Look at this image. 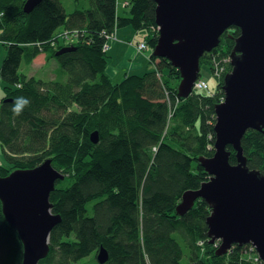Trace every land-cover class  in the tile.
I'll return each instance as SVG.
<instances>
[{
	"label": "trees",
	"instance_id": "obj_1",
	"mask_svg": "<svg viewBox=\"0 0 264 264\" xmlns=\"http://www.w3.org/2000/svg\"><path fill=\"white\" fill-rule=\"evenodd\" d=\"M24 2L0 0V43L6 53L0 78L3 94L12 99H0V147L9 165H0V176L46 159L65 176L49 197L51 212L61 222L52 229L48 255L39 264H99L100 247L108 253L104 264H254L246 245L214 255L204 200L183 217L175 215L182 194L208 179L197 158L213 154L214 106L223 98L239 30L225 31L219 46L200 59V69L203 62L210 63L211 72L216 63L222 69L216 91H194L180 100L179 72L165 59L150 55L158 61L155 71L119 83L105 73L107 37L124 27L148 31L155 26L152 0H130L124 16L116 14L115 0H74L70 13L60 0H42L28 15ZM62 27L78 30L81 42L68 43L76 50L56 57L51 43ZM156 40V34L147 37L151 47ZM37 46L63 70L65 81L44 82L20 73L22 62L29 65L38 54ZM92 131L98 132L96 144L90 141ZM241 147L248 169L264 175V135L248 130ZM227 150L229 163L236 164L234 150ZM21 257L20 241L0 205V264H20Z\"/></svg>",
	"mask_w": 264,
	"mask_h": 264
},
{
	"label": "water",
	"instance_id": "obj_2",
	"mask_svg": "<svg viewBox=\"0 0 264 264\" xmlns=\"http://www.w3.org/2000/svg\"><path fill=\"white\" fill-rule=\"evenodd\" d=\"M42 0H26L31 13ZM158 37L152 55L165 59L179 72L176 88L180 100L192 93L200 75V59L219 46L221 35L237 28L230 52L231 70L223 78V101L214 106L213 154L197 161L208 179L196 190L185 191L175 208L183 217L198 199L208 205L206 236L216 245L214 255H226L234 245H251L264 262V175L250 170L241 140L248 130L264 135V0H152ZM76 47H63L56 56ZM93 144L98 132L90 135ZM231 147L236 164L229 163ZM65 176L46 159L32 169H14L0 176V205L5 222L22 246L20 264H39L49 252V236L61 222L49 202L58 180ZM97 262L108 260L100 247Z\"/></svg>",
	"mask_w": 264,
	"mask_h": 264
},
{
	"label": "rangeland",
	"instance_id": "obj_3",
	"mask_svg": "<svg viewBox=\"0 0 264 264\" xmlns=\"http://www.w3.org/2000/svg\"><path fill=\"white\" fill-rule=\"evenodd\" d=\"M117 1V0H116ZM61 4L63 5L64 9L66 12H71L73 10V2L72 0H60ZM131 4H130V0H120L119 2V6L117 9V13L118 15L124 16L127 14L129 8H130ZM32 13V12H31ZM29 13V14H31ZM127 27L124 28H120V29H125ZM134 34L136 32V30H134ZM141 32V33H140ZM137 31L136 35H138V37H140L143 33L144 35H146L144 37V40L139 42L137 44V46H135V53L136 55H144V57L146 58V62L148 64H146V66L144 67L145 70L142 71L144 68L137 70L139 73L138 74H143L146 73L148 71H155V64L158 63V61H154L152 62V59H150V55H152V51L154 47H151L148 42H147V37L148 35L156 34L158 37V28L157 26H150L148 27V31L147 30H141V31ZM112 38V37H111ZM110 38V39H111ZM113 40H116V37L113 38ZM112 40V41H113ZM77 42L80 43L81 40L77 35V32L74 31H63L59 34V39H58V43H64V44H68L70 42ZM108 41V40H107ZM111 41V42H112ZM110 42V43H111ZM139 45H144L145 48L144 49H139ZM108 44L106 45V48L104 49V52L107 54V52L110 50ZM44 47L41 46H37V50H38V54L34 57L33 61L31 62V64L26 65L22 62L21 67H20V73L26 77V78H34V79H40L44 82H48L51 80H64V76L62 74V69L58 68V64L51 58H49V53L46 52H42ZM6 53H5V49L4 46L0 43V67L2 64V60L5 57ZM156 58V57H155ZM160 59V58H158ZM132 60V57H128L125 59H122L121 61H119V63L116 66H113L111 64L108 63L109 58L107 56V65L106 68L110 70V72L115 75L117 74L119 76V79H117L116 77H109L111 79V81L113 83H117L119 82L120 78H122L123 74L126 72L125 69H123V66L126 64H130ZM226 63H228V60L226 62H224V67L226 66ZM215 66L213 65L212 68H214ZM106 70V69H105ZM222 71V69H217L215 70V72H211V65L208 62H203L201 64V69H200V75L198 78L203 79L204 81L207 82L208 84V88L209 91H199L198 93H202L204 95H212L213 92L216 91V86H217V81L215 79V75H219V73ZM226 71V69H225ZM215 74V75H214ZM157 77H162L161 74L156 73ZM164 78H166L167 72L164 71L163 72ZM129 76V75H128ZM176 81H171V85L175 86ZM2 87H3V83L0 82V99L3 97L2 94ZM194 93V91L192 92ZM191 93V94H192ZM221 101H223V98L221 99ZM72 109H75V106H72ZM0 165L1 166H6L9 167V165L7 164V161L3 155L2 149L0 147ZM12 172V171H11ZM87 209L90 211L91 209V203L86 205ZM174 237H177L176 234H173ZM178 241L180 242V244L183 246L181 240L177 237ZM185 253H187V249L184 248ZM186 257H184V259L182 260V263H185ZM254 263V262H253ZM255 264V263H254Z\"/></svg>",
	"mask_w": 264,
	"mask_h": 264
},
{
	"label": "crops",
	"instance_id": "obj_4",
	"mask_svg": "<svg viewBox=\"0 0 264 264\" xmlns=\"http://www.w3.org/2000/svg\"><path fill=\"white\" fill-rule=\"evenodd\" d=\"M26 1V0H25ZM74 0H72L73 2ZM119 2L120 0H115V3H116V14L118 15L117 13V9H118V6H119ZM24 5V4H23ZM38 7V6H37ZM36 7V8H37ZM35 8V9H36ZM34 9V10H35ZM73 9H74V6H73ZM33 10V11H34ZM32 11V12H33ZM73 11V10H72ZM71 11V12H72ZM24 13V12H23ZM68 13V12H67ZM70 13V12H69ZM25 14V13H24ZM28 15V14H26ZM63 31H70L69 29H66V27H62L60 28L55 34H54V38L57 39V42H56V45L54 46V48H51L54 49V50H59L58 47L61 46L62 48L63 47H69L70 45H65L64 43H58V39H59V34ZM72 31H78V30H72ZM137 32V31H136ZM136 32L134 34V31L131 27H127L125 29H116L111 35H112V38L111 39H108V41L106 42V45L108 44L110 50L107 52V56L109 58V61L108 63L113 65V66H116L119 61H121L122 59H125V58H128V57H132V60H131V63L130 64H126L123 66V69L126 70V72L123 74L122 78H120L119 82H121L126 76L128 75H140L138 74L139 72L137 70L139 69H142L146 66V64H148L146 62V58L144 57V55H136L135 53V46H137V44L141 41L144 40V37L146 35H144V33L138 37V35H136ZM140 32V31H139ZM141 33V32H140ZM116 37V40H113V38ZM113 40V41H112ZM112 41V42H111ZM111 42V43H110ZM107 46V47H108ZM61 49V48H60ZM56 51V52H57ZM104 51V49H103ZM55 52V54H56ZM56 56V55H55ZM60 56V55H59ZM57 57V56H56ZM107 65V64H106ZM145 68L142 70L144 71ZM105 73L108 77H116L117 79H119V76L117 74L113 75L109 69L106 68L105 70ZM24 75V74H23ZM64 76V75H63ZM31 78V77H30ZM110 79V78H109ZM37 80H40V79H37ZM66 80V76H64V80ZM111 80V79H110ZM52 81V80H51ZM0 82L2 83V80L0 78ZM117 82V83H119ZM113 83V82H112ZM4 85V84H3ZM3 94V92H2ZM4 98V99H3ZM5 95L3 94V97L1 99H3L4 102H7V101H12L11 98H6ZM58 181H61V180H58Z\"/></svg>",
	"mask_w": 264,
	"mask_h": 264
},
{
	"label": "built area",
	"instance_id": "obj_5",
	"mask_svg": "<svg viewBox=\"0 0 264 264\" xmlns=\"http://www.w3.org/2000/svg\"><path fill=\"white\" fill-rule=\"evenodd\" d=\"M74 32H77V31H74ZM111 37H112V35H109V36L107 37V40L110 39ZM54 43H55V44H54ZM53 45H54V46L56 45V42H55V41H54L53 43H51V46H53ZM65 45H67V44H65ZM139 46H142V47H139V49H144V48H145L144 45H139ZM105 48H106V44L104 45V48H103V49H105ZM214 66H215V67L213 68V72H215V70L219 69L217 63H216V65H214ZM221 72H222V71H221ZM221 72H220V73H221ZM220 73H219L218 76L214 74V75H215V79L218 78V77L220 76ZM202 90L209 91L208 84H207V82L204 81L203 79L198 78V79L194 82V84H193V91H195V92H199V91H202ZM212 149H213V146L211 147V150H212ZM246 246H249V247H248L249 250L247 251L248 259H251L252 262H254L255 264H264V263L260 260V258L258 257V255L256 254L254 247L251 246V245H246Z\"/></svg>",
	"mask_w": 264,
	"mask_h": 264
},
{
	"label": "bare ground",
	"instance_id": "obj_6",
	"mask_svg": "<svg viewBox=\"0 0 264 264\" xmlns=\"http://www.w3.org/2000/svg\"><path fill=\"white\" fill-rule=\"evenodd\" d=\"M22 11H23V10H22ZM84 44H87V42L85 41ZM165 94H167L166 91H165ZM93 132H95V131H92V132L90 133V135H91ZM152 150L154 151V149H152ZM175 215H176V214H175Z\"/></svg>",
	"mask_w": 264,
	"mask_h": 264
},
{
	"label": "clouds",
	"instance_id": "obj_7",
	"mask_svg": "<svg viewBox=\"0 0 264 264\" xmlns=\"http://www.w3.org/2000/svg\"><path fill=\"white\" fill-rule=\"evenodd\" d=\"M213 144H214V140H213Z\"/></svg>",
	"mask_w": 264,
	"mask_h": 264
}]
</instances>
